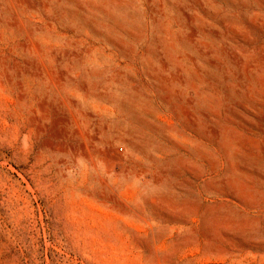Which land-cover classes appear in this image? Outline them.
<instances>
[{"label":"rangeland","instance_id":"1","mask_svg":"<svg viewBox=\"0 0 264 264\" xmlns=\"http://www.w3.org/2000/svg\"><path fill=\"white\" fill-rule=\"evenodd\" d=\"M0 264H264V0H0Z\"/></svg>","mask_w":264,"mask_h":264}]
</instances>
